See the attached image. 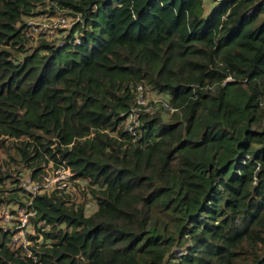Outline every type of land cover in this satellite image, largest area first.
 Wrapping results in <instances>:
<instances>
[{"label": "trees", "instance_id": "obj_1", "mask_svg": "<svg viewBox=\"0 0 264 264\" xmlns=\"http://www.w3.org/2000/svg\"><path fill=\"white\" fill-rule=\"evenodd\" d=\"M41 13L72 17L59 42ZM50 163L76 192L21 193ZM10 203L35 258L0 227V264H264V0H0Z\"/></svg>", "mask_w": 264, "mask_h": 264}, {"label": "built area", "instance_id": "obj_2", "mask_svg": "<svg viewBox=\"0 0 264 264\" xmlns=\"http://www.w3.org/2000/svg\"><path fill=\"white\" fill-rule=\"evenodd\" d=\"M59 20L62 21L64 27L68 25L66 17L63 16ZM32 29L35 30L33 27ZM137 88L139 91L137 102L140 105H144L146 100L143 96L142 86L139 85ZM169 99L170 97L168 94H163L161 96L163 105L166 108H171L169 105ZM137 109H139V106L131 109L126 117L124 126V129L133 135L135 134V126L138 123ZM149 110H151V108H149ZM171 110L173 109L171 108ZM49 167L50 169L40 178H33L29 174L23 176L19 182L20 192L30 194L31 197H33L38 193L68 189L73 175L71 169L61 163H58L56 166L49 164ZM29 203L30 201H26V205H29ZM10 204H8L9 206L6 205L7 207L5 206L0 209V227L4 232L10 234V244L12 246L23 247L28 256L35 258L30 253V248H28L30 240L27 238L30 216L34 213L32 210L27 211L25 206L13 203Z\"/></svg>", "mask_w": 264, "mask_h": 264}, {"label": "rangeland", "instance_id": "obj_3", "mask_svg": "<svg viewBox=\"0 0 264 264\" xmlns=\"http://www.w3.org/2000/svg\"><path fill=\"white\" fill-rule=\"evenodd\" d=\"M214 1L215 0H204L205 9L209 10L214 5ZM41 14L45 16L30 17L26 20V22L28 21V23L32 24L31 27L35 28V30L33 31L36 35L40 34L41 37H46L47 39H54L55 41L59 42L62 39L63 35L66 33V30L69 29V27L71 26L72 17L66 16V19L68 21V25H67L68 28H65L62 25V21L59 20L61 17H63V15H60V14H57V15L48 14L47 15V13H41ZM154 98H155V94L148 92L145 100L149 101ZM21 174L23 177L25 175H28V172L27 170L23 169ZM8 185L11 186V184H8ZM67 191L76 192V187L72 184V182L70 183ZM7 206L9 205L7 204ZM2 208L3 207L0 206V209ZM94 209H95V204L94 202H91L90 204L87 205L86 213L89 214Z\"/></svg>", "mask_w": 264, "mask_h": 264}]
</instances>
